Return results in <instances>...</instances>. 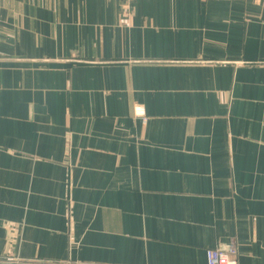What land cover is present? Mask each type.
<instances>
[{"label":"crops","instance_id":"1","mask_svg":"<svg viewBox=\"0 0 264 264\" xmlns=\"http://www.w3.org/2000/svg\"><path fill=\"white\" fill-rule=\"evenodd\" d=\"M233 242L264 264V0H0V264Z\"/></svg>","mask_w":264,"mask_h":264},{"label":"built area","instance_id":"2","mask_svg":"<svg viewBox=\"0 0 264 264\" xmlns=\"http://www.w3.org/2000/svg\"><path fill=\"white\" fill-rule=\"evenodd\" d=\"M146 121V120H145ZM12 256V257H11ZM4 264H32L24 262L11 254ZM208 264H238V249L235 242L227 249H215L208 251Z\"/></svg>","mask_w":264,"mask_h":264}]
</instances>
